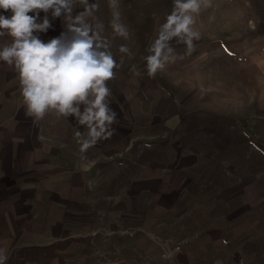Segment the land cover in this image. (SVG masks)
<instances>
[{"label": "rangeland", "instance_id": "rangeland-1", "mask_svg": "<svg viewBox=\"0 0 264 264\" xmlns=\"http://www.w3.org/2000/svg\"><path fill=\"white\" fill-rule=\"evenodd\" d=\"M184 3L73 0L71 15L116 63L111 135L84 151L88 128L52 111L29 116L18 73L0 61V147L16 153L8 170L51 183L22 206L40 220L24 238L30 251L7 252L0 236L4 264H264V0ZM45 15L51 27L35 34L47 42L67 29ZM183 16L191 37L174 33Z\"/></svg>", "mask_w": 264, "mask_h": 264}, {"label": "clouds", "instance_id": "clouds-1", "mask_svg": "<svg viewBox=\"0 0 264 264\" xmlns=\"http://www.w3.org/2000/svg\"><path fill=\"white\" fill-rule=\"evenodd\" d=\"M72 4L73 0H0V37H11L0 45V61L18 73L29 116L38 121L52 111L57 116H74L88 128V138L78 140L84 151L96 139L111 135L107 129L116 113L106 102L110 94L106 82L113 77L116 63L98 31L82 16L71 15ZM195 7L196 0L180 5L181 9ZM40 11L63 16L67 30L43 41L35 33L46 32L51 24L47 15L40 20ZM173 22L174 33L194 35L188 31L187 16L173 17ZM115 28L122 31L119 25ZM156 53L147 57L150 73L160 64L159 48ZM4 251L0 249V264L6 260Z\"/></svg>", "mask_w": 264, "mask_h": 264}, {"label": "crops", "instance_id": "crops-1", "mask_svg": "<svg viewBox=\"0 0 264 264\" xmlns=\"http://www.w3.org/2000/svg\"><path fill=\"white\" fill-rule=\"evenodd\" d=\"M8 156L12 159L16 153L10 151L9 154L5 145L0 147V164L5 170L0 175V236L7 238V252H14L20 256L30 251L29 242L24 238L35 235L39 230L40 220L37 215H32L24 211L23 205L39 204V189L50 188V182H40L39 177H31L24 182L17 180V173L13 168L8 170L6 165ZM32 171V170H31ZM8 179H12L8 181ZM78 200V198H75ZM50 227L59 226V222L53 218Z\"/></svg>", "mask_w": 264, "mask_h": 264}, {"label": "water", "instance_id": "water-1", "mask_svg": "<svg viewBox=\"0 0 264 264\" xmlns=\"http://www.w3.org/2000/svg\"><path fill=\"white\" fill-rule=\"evenodd\" d=\"M180 121L178 116H172L168 119L167 124L171 128L175 127V125Z\"/></svg>", "mask_w": 264, "mask_h": 264}]
</instances>
